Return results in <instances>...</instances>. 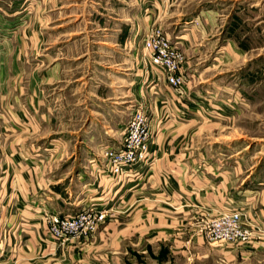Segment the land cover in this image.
<instances>
[{
    "label": "rangeland",
    "instance_id": "obj_1",
    "mask_svg": "<svg viewBox=\"0 0 264 264\" xmlns=\"http://www.w3.org/2000/svg\"><path fill=\"white\" fill-rule=\"evenodd\" d=\"M20 1L22 76L17 74L15 90L0 92V105L23 101L38 84L41 116L52 104L62 106L55 112L60 120L41 125L42 135H69L85 130L87 123L90 132L97 128L105 142L113 139L117 146L131 113L141 105L138 92L132 94L130 76L136 70V48L143 47L136 28L143 18L142 3L155 15V0ZM169 2L150 29L172 31L169 21L180 16L182 23L194 20V26L185 24L184 37L172 35L183 52L185 86L195 83L198 91L191 95L196 110L185 115L195 121L187 126L183 144L229 176L231 200L222 210L242 209L247 233L234 241L209 240L207 223L220 210L199 227L204 240L195 252L177 257L163 247L149 248L127 254L124 264H264V0ZM47 72H55L49 83ZM178 95L186 102L189 93ZM4 140L0 126V264L47 263L37 243L20 235L12 216L7 218L4 195L11 177L2 167ZM13 230L16 237H10ZM27 244L35 252L18 249Z\"/></svg>",
    "mask_w": 264,
    "mask_h": 264
},
{
    "label": "crops",
    "instance_id": "obj_2",
    "mask_svg": "<svg viewBox=\"0 0 264 264\" xmlns=\"http://www.w3.org/2000/svg\"><path fill=\"white\" fill-rule=\"evenodd\" d=\"M167 2H153L155 15L142 3L143 18L137 33L141 35L149 30L157 14L158 18L163 17ZM20 3V0H0V81L3 82L0 92L15 90L17 74L22 76ZM164 17L163 21L167 22L168 16ZM180 19L169 21L172 31L165 28L171 37L185 36L188 29L185 24L194 21L182 23ZM134 59L136 70L130 75L132 94L137 91V102L147 109L154 157L151 166L138 167L122 180L109 172L103 160V148L114 145V141L105 142L97 128L90 132L85 123V130L79 128V133L61 135L54 131L42 135L41 125L60 120L55 112L62 106L52 104L47 115L41 116L43 102L38 95V84L23 101L0 105V126L6 142L5 148H1L5 158L2 167L5 176L11 177L4 208L20 235L37 243L39 248H36L47 256L44 264H124L127 254L145 253L149 248L154 252L162 247L177 257L193 253L204 240L199 229L203 221L224 209L231 200L229 176L214 164L202 161L197 151L183 144L187 126L195 121L185 115L197 108L191 96L198 94L196 84L183 87L189 93L185 102L184 96L178 95L149 64L143 47L136 48ZM54 73L47 72L48 83L55 77ZM32 74L35 76V72ZM77 133L78 139L72 143ZM112 205L114 211L94 232L63 241L48 232L46 215H74L88 206L101 209ZM16 233L13 230L10 237H16ZM76 238L80 239L78 243ZM26 247L35 252V247L28 244L18 249Z\"/></svg>",
    "mask_w": 264,
    "mask_h": 264
},
{
    "label": "built area",
    "instance_id": "obj_3",
    "mask_svg": "<svg viewBox=\"0 0 264 264\" xmlns=\"http://www.w3.org/2000/svg\"><path fill=\"white\" fill-rule=\"evenodd\" d=\"M140 40L149 64L177 93H182L187 78L183 72L184 56L179 42L160 26L145 31ZM152 141L149 115L141 104L131 113L119 144L103 149V160L109 172L122 180L123 177H130L138 167L143 169L151 166L154 157L150 147ZM113 211V205L101 209L88 206L74 215H46L48 232L61 241L79 237L94 232ZM243 214L242 209L222 210L216 218L207 223V238L214 242H228L246 237L247 230L242 228Z\"/></svg>",
    "mask_w": 264,
    "mask_h": 264
}]
</instances>
